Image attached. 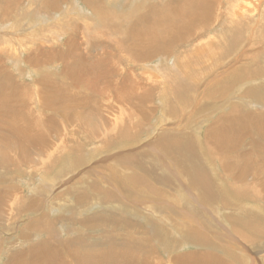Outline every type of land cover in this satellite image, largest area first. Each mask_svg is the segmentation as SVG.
I'll return each mask as SVG.
<instances>
[{"label": "rangeland", "instance_id": "obj_1", "mask_svg": "<svg viewBox=\"0 0 264 264\" xmlns=\"http://www.w3.org/2000/svg\"><path fill=\"white\" fill-rule=\"evenodd\" d=\"M45 1L0 0V70H6L19 84L30 87V90L32 88L28 107L34 114V121H31L35 128L33 132L38 135L48 134L50 124L45 116H53L56 122L62 121L56 114H62L66 105H58L59 110L55 114L46 112L47 109L44 108H47V103L41 106V101H38L43 100L46 91L44 92L42 84L38 81L45 82L48 77H52V82L60 86H70L68 78L63 76L65 68L61 62L52 58L48 62L43 61L47 60L45 57L47 54L67 50L66 43L70 39L77 40L81 50L84 52L87 50L91 54L86 56L93 62H90L89 68L87 67L89 72L83 75L85 85L82 84L77 90L81 94L79 98L81 96L92 98V104L85 101L87 106L75 108L79 111V117L83 113L81 119H78L81 129L71 130L68 139L76 142L79 140L85 144L89 141L90 131H87L89 128L97 125L101 132L105 130L107 127L98 119L100 112L106 113V117L110 118L112 133L117 120L120 121L121 117H124L122 126L126 128L133 124L131 126L137 128L133 130L130 126L126 137L112 138L109 143L96 141L94 144L86 145L87 151L82 154L71 151V148L60 150L62 153L54 155L56 158L50 167L38 168L36 164L52 157L39 158L36 154H32L33 156L29 154L31 157L26 156L27 159L22 161L23 157L16 146L18 152L16 158L20 160L16 159L17 161L10 165L0 164L2 199L0 209H4L3 212L6 211V214L10 212V208H7L9 196L14 198L21 195L23 200H20L25 203H32L36 199L39 201H36V206L33 204L24 211L14 207L12 219L7 217L6 219L5 214L2 215L4 220L2 226L0 225V264H18L24 258L27 260L30 249H36L34 260L43 259L48 249L41 245L46 241L48 231L38 229L40 221L42 223L45 219L56 222L53 229L60 241L84 236L89 250L96 249L107 254L110 247L114 246L117 247L114 251L118 255L122 254L128 260L127 253L133 252V256L135 254V257H142L145 264H149L148 260L155 255L163 260V264H264V234H258L252 228L254 225L264 226V198L256 196L253 191L249 195H244V198L230 195L231 188L241 189L243 185L236 183L229 175L230 172H225L220 160L212 155L213 152L210 153L211 148L220 147L214 138L216 126L223 123L224 128L233 126L235 121L227 122L224 118L237 107L240 114L246 116L250 123L243 122L244 126L241 128L240 137L238 136L240 142L236 136V141L242 144L241 147L236 146L235 149L231 147L232 149L227 150L232 158H236L235 162H232L233 170L240 172L243 168H250L248 178L250 176L251 178L248 179V183L254 184L258 181L264 190V174L259 175L261 179L256 176L262 171L260 167L264 168V163L260 162L257 148L249 145L258 143L264 148V140L249 129L252 125L262 121L264 123V0H212L211 14L215 22H211L214 25L205 31L198 30L203 32L201 38L176 47L170 53V57L159 56L151 59L153 61L140 63L135 62L124 52L120 51L119 54L118 51H114L110 36L105 31L106 25L99 18L93 22L96 16L83 0H49L51 3L48 4ZM105 2L104 7L108 12L126 14L133 21L144 12L146 6L157 4L156 0ZM168 2L174 4V0H164V3ZM122 6H126V10ZM88 23L92 25L89 27L92 30L90 36L83 34L82 31L89 26ZM101 31L107 36L100 35ZM88 44L91 45L90 48ZM85 46L87 49H84ZM116 53L119 56L113 57ZM195 54L198 57H195ZM211 57H214L216 62L208 63ZM196 58L200 63H197ZM113 59L116 63H113ZM94 62L102 65L96 66ZM189 64L191 67L196 64L199 68L196 66L195 69L191 68ZM110 65L123 67L120 76L122 78L114 80L120 85H113L112 89L107 87L104 81L98 83L100 77H106L104 73ZM212 65L214 70L210 67ZM187 67L192 74L197 73L201 83L192 81L184 87V90L186 88L191 90H185L187 92L183 94L184 96L180 94L182 98L173 99L172 92L169 93V88H172L169 77H175L174 74L177 76L180 73L181 76H185ZM80 68H83V65L82 67L80 65L79 72H84ZM235 69L241 71H237V75L241 77L238 83L230 81L232 79L230 74L234 73L232 71ZM150 70L151 72H148ZM245 71L251 74L252 79L247 78ZM117 73L121 74L119 71ZM139 79H142L141 82L148 88L147 94L150 93L149 85L153 84L151 88L153 99H150L142 110L140 104L131 98L135 94L134 87L137 88L141 83ZM160 80L168 81L165 83ZM220 81L226 83L225 93L222 91L224 86H219ZM246 82L249 85L248 83L245 85ZM253 89H256L263 98L253 96L256 95ZM120 94L122 97L117 100ZM128 94L131 95L130 98ZM166 96L169 99L163 102L162 99ZM118 106L124 110L121 111L122 116ZM95 107L99 112L93 111ZM95 114L98 117H94ZM232 115L234 118L239 117L238 114ZM1 116L0 120L3 121ZM87 118H91L93 122ZM67 123L71 125L69 123L78 122L68 120ZM54 138L57 140V136ZM174 142H180V146L175 147L172 144ZM90 150L95 154L87 153ZM9 155L11 156L12 152ZM12 158L15 159L14 153ZM69 158L75 161L72 167L65 164ZM199 173L206 174L210 181L208 184L211 185L212 191L206 192L209 194L207 199L194 184L198 185L195 178ZM212 173L220 184L216 183ZM262 195L264 196L263 192ZM210 196H215L216 200H211ZM247 197L250 199L247 200ZM86 220L92 225L86 227L84 225ZM113 220L118 223L113 225ZM231 220L234 221L230 222ZM101 221L108 230L104 229V226L91 229ZM194 225L197 226V230ZM237 230L240 233H237ZM27 235L29 238H26ZM75 249L73 246L68 249L50 247L48 251L50 253L52 250L57 251L55 263L60 260L63 264H75L73 258L70 259ZM148 251H153L155 255L149 256V253H146ZM110 262L116 264L113 260Z\"/></svg>", "mask_w": 264, "mask_h": 264}, {"label": "bare ground", "instance_id": "obj_2", "mask_svg": "<svg viewBox=\"0 0 264 264\" xmlns=\"http://www.w3.org/2000/svg\"><path fill=\"white\" fill-rule=\"evenodd\" d=\"M11 1L15 2L16 0H11ZM20 1H24V0H17V2H20ZM34 1H37V0H34ZM83 1L88 5V7L92 10L93 14L96 16L95 18H93V22L95 21L96 18H99L101 20V22H103L106 25V29L109 30V31H107V30H105V31L107 32L108 36H110V38H109L110 39V43L112 45V48L115 49L114 51H116V52L118 51L119 54H121L120 51L124 52L125 54H128L131 57V59H134V61L138 62V63L146 62V61H149L151 59L154 60L155 58H157L159 56L170 57V53H172L173 49H175L178 46L188 44V43L194 41L195 39L201 38L203 36V32H199V31L201 29L205 31V29H207V28H209V27L214 25L211 22H215V21H213L214 19H212V15L213 14H211L213 12V10H212V4H213L212 2L213 1L212 0H174V4H173V2H168V4H167V3H164V0H156L157 4H154L153 6H150V7L146 6V9L144 10V12H141L139 17H137L134 21L130 20L127 17L126 14H124L125 15V17H124L123 14L120 15V14H117V13H115L113 11L108 12L105 9V7H104V3H106L105 2L106 0H83ZM175 1H177V2H175ZM45 2H46V4H48V2L51 3V1H49V0H46ZM110 3L113 4V2H110ZM255 3H256V1H255ZM122 7H123V9L125 7V10L127 8L126 6H122ZM38 9L40 10V8H38ZM69 10H71V9L69 8ZM88 12H90V11H88ZM56 13H58V10H57ZM83 13H85V12H83ZM214 13H216V12H214ZM79 16H80V14H79ZM85 16H87V15H85ZM46 18H49V17H46ZM71 18H73V17H71ZM56 19H58V18H56ZM56 19H54V20H56ZM61 19H63V18H61ZM62 21H64V20H62ZM62 21H58V22H62ZM96 21H99V20H96ZM89 22H91V21H89ZM71 23H70V25H71ZM44 24H45V22H44ZM88 24H89V26L87 28L83 29L82 31H83V34H85L87 36H90V33H91L92 30L89 27H92V25H90L91 23H88ZM60 25H58V26H60ZM73 25L76 26L75 24H73ZM69 29H72V28H69ZM97 32H99V31H97ZM54 34H55V32H54ZM102 34H103V32L100 35H102ZM107 34H103V35L107 36ZM56 35H59V34H56ZM62 35H64V34H62ZM42 40H44V39H42ZM47 41H51V40H47ZM66 45L67 46L65 48H67V50L65 49L64 52L63 51H57L58 52L57 53L55 51V49H54L53 51H55V52H53V53H51L49 55L48 54L45 55L47 60L44 59L43 61L44 62H48L49 59L52 58L53 60H57V62H61L63 67L65 68V74L64 75L62 74V75L66 76V78H68V80L70 81V83H68V84H70V86H66V85L60 86L58 83H56L54 81H53L54 82L53 83L51 81L52 77H50V78L48 77V79H46L45 82L44 81H41V82L38 81V83L42 84L41 87L43 88L44 92L46 91V95L44 96L43 100H38V101H41L40 102L41 106L44 105L45 103H47V108H44V109H47V110H45L46 112L49 111V112H53V114H55L57 112V110H59L58 105H62V104H65L66 107H67L66 108L64 106L62 114H56L57 116H60V119H62V121H60V122H56L57 120L53 116L52 117L45 116V117H47V119L49 121V124H50L49 132H48L47 135H42V134L38 135L35 132H33L35 128H33L34 125H32L31 121H34V114L31 113V111H30V109L28 107V103H29V100L31 99L30 97L32 95V92H31L32 88L30 90V87L22 85V84H19L15 80L16 78L14 79V77L12 75H10L6 70H4V69L0 70V116L3 115V116H1V119L3 121L0 120V164L4 163V164H7V165H10V164H13L15 161L20 160V159L16 158V156L18 155V152H17V149H16V146H17L18 151L20 150V155L23 157L22 161L26 160L27 159L26 156H29V154L31 156L36 154L37 156H39V158L40 157L41 158L42 157H46V156L49 157V158L52 157V159H47V160L43 159V161L41 160L40 162H37L39 164H36V167H38V168L43 167V166L44 167H47V166L50 167L51 166L50 164L52 162H54L53 159L56 158V157H54V155L56 153H58V152H61L60 150L71 148L70 149L71 151H74L76 153L82 154V153H85L87 151V150H85L86 145L94 144V143H96V141L97 142L105 141V142L109 143L110 139L117 138V137L119 138L121 136L126 137V135H127L126 133H129L128 130L130 131V126L133 125V124H131L130 126H127L128 129H127V127L125 128V126H122V121L124 120V117L119 118L120 121L117 120L116 126L113 129V133H112V131L110 130V118L108 116L106 117V115H107L106 113L100 112V113H98L99 117L96 116V114L94 115V117H98L99 121L102 122V125L107 127L106 129L104 128L105 130H102V132H101V130L99 129V126L96 127L97 125H94L93 128H89L87 130L88 132L90 131V135H89V139H88L89 141L87 143L85 142V144H82V142H80L79 140L76 142L75 140L68 139L69 138L68 135H69L71 130L80 131V129H81L78 119L83 115V113H81L82 115L80 114L81 116L79 117V114H78L79 111H76L75 108L76 107L77 108H79V107L82 108L84 106H87L85 104V101H90V103L92 104V98H87L85 96H81V98H79L81 94H79L77 92V90H79V86L81 87L82 84L85 85L83 83L84 82L83 75H85L87 73V71H88L87 67L89 66L90 62L92 63L93 61H91V60H89V58H87L86 55H91V54H89V52H87V50H86V52L82 51L83 49L81 50V45H80V43L77 40L70 39L66 43ZM85 45H86V43H85ZM89 45L90 44H88V47H89ZM63 46H65V45H63ZM118 46L120 47L119 49H118ZM14 48H16V47H14ZM85 48H86V46L84 47V49ZM33 52H34V50H33ZM112 54H113V52H112ZM33 56H34V54H33ZM116 56H117V53H116V55L114 54L113 57H116ZM195 57H198V56H196V54H195ZM93 58H96V57H93ZM118 59L119 58H117V60ZM212 59H213V61H212ZM153 60H151V61H153ZM196 60H198V59L196 58ZM196 60H194L195 63L197 62ZM123 61H125V58H124ZM203 61L204 60H202V63H203ZM209 62H216V61H215L214 57H211V58L208 59V63ZM37 63H38V61H37ZM113 63H116L115 59H113ZM189 63H191V62H189ZM197 63H200L199 60H198ZM39 64L37 66H39ZM57 64H56V66H57ZM80 65H81V67L83 65V68H80V70L83 69L84 72L83 71L79 72ZM95 65L100 67L102 64L101 63H95ZM116 66L117 65H115V67H112L110 65V67H108L107 72L104 73V75L106 77H100L98 79L99 80L98 83H102V81H104L105 84L107 85V87H110L111 89L114 88L113 85L118 84V86H119L120 83H118L117 81L120 78H122L120 76H122V73H123V71H122L123 69L122 68L123 67H116ZM189 66L191 67V64H189ZM194 66H196V64ZM200 66H203V65H200ZM91 67H93V66H91ZM150 67H152V66H150ZM193 67H191V68H193ZM210 67H211V69H213L214 66L212 65ZM104 68H105V66H104ZM104 68H103V70H104ZM178 68H179V66H178ZM196 68H199V66L198 67L196 66ZM186 69H187V73H186L185 76H181L180 75L181 73H180L177 76L174 74L175 77H171V76L169 77V83L172 85V88H169V93L172 92L171 93V97L173 99H174V97H175L176 100L179 99V98H182V96L180 97V94L181 95L185 94V92H187L185 90H188V89L191 90L190 88H188V89L186 88L184 90V87L186 85L191 84L192 81H193V83H195L196 81L201 83V80L200 79L198 80L199 77H197V73L196 72L192 74V72H190V69L188 67ZM194 69H195V67H194ZM116 70L119 71V74L120 73L121 74L118 75ZM196 71H199V70L196 69ZM237 71H239V70L235 69V70L232 71L234 73L231 72L232 74H230V77L232 76V79L230 81H233L234 83L235 82L238 83V80L239 81L241 80V77L239 75H237L238 74ZM148 72H151V70L148 71ZM169 72H171V71H169ZM207 72H209V71H207ZM239 72H241V71H239ZM157 73H158V71H157ZM188 73H190V74H188ZM245 73H247V75H248L247 78H249V77L251 78V74L249 72L245 71ZM155 75H157V74H155ZM87 76H88V74H87ZM157 76H159V75H157ZM115 79L117 81H114ZM130 79H131V77H130ZM228 79H230V78H228ZM228 79L226 80V82L229 81ZM139 80H137V81H139ZM141 80H140V82H141ZM160 81H162V80H160ZM167 81L165 80L164 82L167 83ZM115 82H117V83H115ZM247 83L248 82H246L245 85H247ZM225 84L226 83L224 81L223 82L220 81V83H219L220 87L224 86L223 90H222L224 93H225V90L227 88V86H225ZM87 85H88V83H87ZM152 85H149L150 93H148V94H147V92L149 90L144 85V83H142V82L139 83L137 88L134 87L135 94H133L131 96L130 95L131 92L129 91L130 94H128V98H130V96H131V98H134V100L137 101L136 103L140 104L141 110H142V107L145 106V104L148 105V103L150 102L149 101L150 99L151 100L153 99V95L151 93L152 92V89H151ZM248 85H249V83H248ZM255 85L257 86V84H255ZM63 87H65L66 89L63 88ZM88 87H89V85H88ZM258 87H255V88L257 89ZM122 88H124V87H122ZM256 89H253L254 94H256V95H253V96H257V97L262 99L263 96L259 95V93H257ZM222 91H221V93H222ZM87 92H88V90H87ZM84 93H86V92H84ZM126 93H128V92L126 91ZM86 94H88V93H86ZM90 95H92V94H90ZM95 96H98V95L95 94ZM120 96H121V94L118 95L117 100H119L122 97V96L121 97ZM83 98H84V100H83ZM89 99H91V100H89ZM168 99H169V97L166 96V97H163L162 101L164 102L165 100L167 101ZM123 104H126V103H123ZM218 106H220V105H218ZM95 108H93V111L94 112H99L97 110V108L96 109ZM117 108L119 109L120 113H121V111H124V110H122L121 106H118ZM93 111H89V113H94ZM101 113H103V114H101ZM135 113H137V112H135ZM232 114H238L239 117L238 118H234ZM122 115L123 114L121 113L120 116H122ZM145 115H147V113ZM4 118H6V119L4 120ZM246 118L247 117L246 116L244 117L243 115H241L240 114V110L237 107H235L233 109L232 113L229 116L225 117L224 120L227 121V122L229 120H233L236 123L234 122L233 126H230V127H227V128H224L225 127L224 126L225 123H223V125L219 124V125L216 126V129H215L216 134H215L214 138H216V141H217L218 145L220 147H222V148H220V147L211 148L210 149V153L213 152L212 155L216 156L220 160L219 162H221L223 164L225 172H227V173L230 172L229 175L233 178V180L236 183H241V185H243V187H241V189L237 188V187L231 188V193L229 192L230 190L228 191L230 193V195L244 198V195H249L250 192L253 191V194H255L256 196L264 198V196L262 195V192L264 193V190L261 189L260 183L258 181H255L254 184H249L248 183V179L251 178V176L248 178V174L251 171L250 168L246 167V168H243V170H240V172H235V170H233L234 166H232V162L234 160H236V158L235 157L232 158V156H230L228 154V151H227L229 148L230 149H232V148L235 149L236 146L237 147H241L242 144L239 143L240 140H241L239 137H240L241 128H242V126H244L243 122H249L250 123L248 118H247V121H245ZM220 119H223V118H220ZM68 120L71 121V122H74V121L77 120L78 123H74V124L69 123L71 125H68V123H67ZM88 121L93 122V120L91 118H89ZM37 122H35V123H37ZM40 125H43V124H40ZM77 125H78V127H77ZM43 126H45V125H43ZM75 126L77 127V129H76ZM131 127H132L133 130L135 128H137V126L136 127L131 126ZM249 129H251L253 131V133L255 132V134L259 138L264 140V123H263V121H262V123H259V124H256V125H252L251 128H249ZM110 133H112V134L110 135ZM102 134H103V136H101ZM54 136H57V140H55ZM236 136H237V139H239V142L236 141ZM83 141H84V139H83ZM179 143L178 142H174L172 144H174L175 147H177V146H180ZM249 145L251 147L255 146L254 148H257L256 149L257 150V154H258V156L260 155L259 156L260 162L263 161L262 163H264V148L262 146L258 145V143L257 144L252 143V144H249ZM216 146H217V144H216ZM258 147H260L262 150L261 151L258 150L259 149ZM10 152H12V155L14 153L15 159L12 158V155L11 156L9 155ZM92 152H93V154H95V152L91 151V150H90V152H87V153H90L92 155ZM239 154L241 155L242 153L240 152ZM31 156H29V157H31ZM205 159H206V157H205ZM68 160H69L68 163H65V164H67L68 166L72 167L73 164H74L73 163V161H74L73 158H69ZM258 161L259 160H257V162ZM222 164H220V165H222ZM230 165H231L232 168L230 167ZM125 168H127V167H125ZM260 168L262 169V171H260L256 175V176H258V178H259V175L261 176V174H264V171H263L264 168L262 166ZM254 174H256V173H254ZM205 175L206 174H204V173H199L196 176V178H195L196 182L198 183V185L196 183H194V184L198 187L197 188L198 191L201 190L202 195L205 197V199H207V198H209V194H207L206 192L212 191V188L210 187L211 185L208 184L210 182L207 179L208 177L205 176ZM212 175H213V173H212ZM214 178H215V176H214ZM259 179H261V177ZM140 180H142V179H140ZM254 180H256V177L254 178ZM53 181H54V179H53ZM216 181H217L216 182L217 184H220L219 183L220 181H218L217 179H216ZM10 183H11V181H10ZM0 189H1V187H0ZM98 196H100V195H98ZM9 197H8L7 208H10V212H8L6 214V211L3 212L4 209H0V225L1 226H2L4 218H6V217L9 218V219L14 218V217H12L14 207L18 208L20 211H24L27 207H32L33 204L35 205V203H37L36 201H39V200L36 199V200L32 201V203H25V202H22L20 200V199L23 200V197L21 195L19 197L17 196V197H14V198H9ZM215 198H216L215 196H210L211 200H216ZM250 198H251V196H250ZM250 198L247 197L246 199L249 200ZM253 199H255V198H253ZM1 200L2 199L0 197V201ZM257 200H260V199L257 198ZM65 206H67V205H65ZM249 211H250V209H249ZM4 214H5V217L2 218V215H4ZM106 219H108V218H106ZM109 220H110V218H109ZM234 220H235V218H234ZM234 220H231L230 222H232ZM237 222H238V220H237ZM112 223H113V225H116L118 222L116 223L113 220ZM80 224H82V222ZM99 224L94 226V227H91V229L94 230L93 228H96L97 226H101V227L104 226L103 228L108 230L107 227H105V225L103 224L102 221L99 222ZM39 225H40L39 229L37 228L38 230L41 229L42 231H44V230L48 231L47 239L41 246L46 247L48 250H49L50 247L67 248L68 249V248L73 246V248H76V249L74 250L73 255L70 256V259L72 260V258H73V261H74L75 264H112L110 262L112 260L116 264H141V263L144 262L142 260V257H135V254L133 256V252L131 253L132 255L127 253V256H128V260H127V258H124V256L122 254L118 255L114 251L115 248H117V247H114V246L110 247V252H108L107 254L103 253L104 251L100 253V251L98 252V251H96V249L89 250V248L87 246L88 244H86V241H85L86 237H84V236H83L84 238L82 236H79L78 238L76 237V238H72V239L70 238V240H65V241L62 240V241H60V240H58L57 234H55L54 229H53L54 226L56 225V222H49V220L45 219V220H42V223L40 221ZM84 225L87 227L88 225H92V223H90L88 220H86V224H84ZM127 225L128 224H126V226ZM194 228H195V230H197V226H195ZM252 228L255 229V231L258 234L259 233L264 234V226H261V225L260 226H257V225L255 226L254 225V226H252ZM71 229L72 228H70V231H71ZM163 230H164V228H163ZM164 231H166V230H164ZM199 231L200 230H198V233H199ZM32 232H33V230H32ZM194 233H196V231H194ZM237 233H240V232L237 230ZM162 235H164V234H162ZM243 237H245V236H243ZM26 238H29L28 235L26 236ZM164 239H166V238H164ZM102 240H104V239H102ZM106 243H107V241H106ZM247 243H248V241H247ZM107 244H109V243H107ZM129 248H131V247H129ZM35 250L36 249H30V251L28 252L27 257H26L27 260L24 258V260L26 262L24 260H22L18 264H47V263H49V264H63V263L60 262L59 259H58L59 260L58 263H55L56 262V254H57L56 250H52L51 253L47 250V253L44 255L43 259L34 260L36 258V255L34 253ZM119 250H121V249H119ZM70 252H72V251H70ZM77 252H79V253H77ZM146 253H149V256L155 255L153 251H148ZM154 258H155V262H154ZM177 259H179V258H177ZM148 261H150V262H148L149 264H153V262L155 264H163L164 263L163 260L160 257H158V256L156 257V255L153 258L150 257V259ZM174 261H175V259H174ZM143 264H145V263H143Z\"/></svg>", "mask_w": 264, "mask_h": 264}]
</instances>
